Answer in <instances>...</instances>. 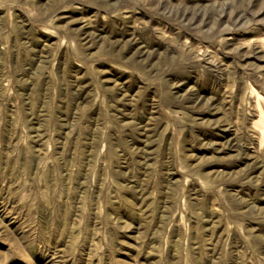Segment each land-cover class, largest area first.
I'll return each mask as SVG.
<instances>
[{"label": "rangeland", "instance_id": "rangeland-1", "mask_svg": "<svg viewBox=\"0 0 264 264\" xmlns=\"http://www.w3.org/2000/svg\"><path fill=\"white\" fill-rule=\"evenodd\" d=\"M0 264H264V0H0Z\"/></svg>", "mask_w": 264, "mask_h": 264}]
</instances>
